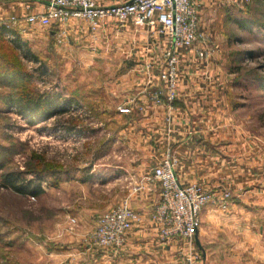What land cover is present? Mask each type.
I'll use <instances>...</instances> for the list:
<instances>
[{
	"label": "crops",
	"instance_id": "crops-1",
	"mask_svg": "<svg viewBox=\"0 0 264 264\" xmlns=\"http://www.w3.org/2000/svg\"><path fill=\"white\" fill-rule=\"evenodd\" d=\"M125 1L96 0V3L111 5ZM244 4L245 0L199 1L200 29L208 35L214 53L201 59L193 46L178 48L176 98L160 105L149 102L150 92L161 85L159 73L165 65L167 48V37L158 24L138 27L130 21L120 24L108 17L91 29L84 19H69L61 45L63 51L82 55L81 61L86 58L90 63L108 62L120 71L113 79L121 84L120 91L114 94L117 101L113 112L124 117V121L116 133L106 138L105 146L111 144L110 147L98 152L97 163H93L80 182L105 193L101 206L109 209L120 203L132 184L149 175L166 154L176 159L175 172L181 183L197 182L215 196L226 190L231 192L226 208L211 202L203 207L194 247L186 239L159 238L151 212L159 200L160 188L151 184L150 191L129 197L139 219L133 221L123 246L116 251L101 247L89 248L86 253L79 251L80 256L89 257L84 264H184L188 250L200 253L201 264H264V244L260 242L259 247L258 242L264 234L261 236L256 229L242 232V226L251 220L257 225L254 218L243 212L247 200L255 201L250 195L264 184V149L252 134L242 129L229 101L230 51L225 20H219V15L234 6L243 14ZM47 6L46 0H0V23L8 24L12 16L44 12ZM13 27L29 41L42 38L44 35L40 34L46 30L35 27L22 33L17 26ZM58 27L54 24L46 32L55 37ZM120 107H128L129 111L120 112ZM68 181L57 188L71 195ZM75 197L78 202L89 198L82 192ZM77 214L74 222L86 227L85 231L92 230L94 221L86 218L82 210Z\"/></svg>",
	"mask_w": 264,
	"mask_h": 264
},
{
	"label": "rangeland",
	"instance_id": "rangeland-1",
	"mask_svg": "<svg viewBox=\"0 0 264 264\" xmlns=\"http://www.w3.org/2000/svg\"><path fill=\"white\" fill-rule=\"evenodd\" d=\"M257 1L245 0L243 9L251 11L258 6L264 22V0ZM228 10H236V7ZM223 14L219 15V20L224 19ZM248 14L260 17L257 11ZM223 26L227 29L230 59L235 62L231 66L235 71L230 69L229 101L242 129L252 134L264 149V28L252 27L249 31L228 21ZM42 34L40 39L28 40L38 61L22 59L33 75L31 84L39 91L59 93L61 100L70 96L75 100L65 105L66 112L44 121L33 119V123L16 109L0 111L1 171L61 167L73 172L77 169L74 177L77 181L67 182L71 186V195L47 183H44L47 190L36 197L0 186V264H84L89 257L86 254L81 257L79 251L86 253L97 246L89 239L91 229L85 231L83 228L86 227L78 221H69V218L79 216L77 213L82 210L86 218L94 221L99 213L108 210L101 206L105 193L91 190L87 183L81 184L84 179L79 178H85V173L97 163L98 152L110 147L111 144L105 146L106 138L116 133L124 121V117L113 112L117 101L114 94L121 89L120 82L113 79L120 71L108 62L90 63L86 58L81 61L82 55L65 53L46 30ZM242 50L254 51L253 56H242ZM36 66L40 71L34 70ZM0 87L8 89L4 85ZM68 117H74L76 121L71 132L65 125ZM80 192L89 198L75 201V195ZM250 196L255 201L247 200L243 213L254 218L257 225L251 220L242 226V232L256 229L262 236L264 184ZM258 242L259 247L260 242L264 244V236Z\"/></svg>",
	"mask_w": 264,
	"mask_h": 264
},
{
	"label": "built area",
	"instance_id": "built-area-1",
	"mask_svg": "<svg viewBox=\"0 0 264 264\" xmlns=\"http://www.w3.org/2000/svg\"><path fill=\"white\" fill-rule=\"evenodd\" d=\"M44 12H29L23 17L12 16L8 26H17L22 33L35 27L51 29L54 24L55 44H64L65 26L69 19L80 18L88 22L91 29L112 17L120 24L127 21L135 26L159 25V30L167 37L165 65L159 73L161 85L149 94V102L160 105L176 98L178 84L177 49L195 47L196 55L206 59L214 53L206 32L200 29L198 6L200 0H127L119 4L98 5L96 0H46ZM20 33V32H19ZM14 37L13 35H8ZM120 112H128V107H120ZM176 159L166 154L152 168L149 175L132 184L130 192L117 205L99 213L89 233V239L97 246L119 250L125 236L132 228L133 221L139 219L129 197L135 193L150 191L151 184H158L160 197L151 212V220L164 240L186 239L195 247L194 238L200 222L203 207L212 203L226 208L231 194L224 191L215 196L197 182L181 183L175 172ZM69 221H73L70 218ZM198 251L188 250L184 264H201Z\"/></svg>",
	"mask_w": 264,
	"mask_h": 264
},
{
	"label": "trees",
	"instance_id": "trees-1",
	"mask_svg": "<svg viewBox=\"0 0 264 264\" xmlns=\"http://www.w3.org/2000/svg\"><path fill=\"white\" fill-rule=\"evenodd\" d=\"M257 9L258 6L251 11H257L260 15L259 18L248 14L251 12L248 9L243 10V14L240 10H229L224 14V20L249 31L252 27L264 28V22L261 21L263 12ZM8 35H13L14 38L10 39ZM253 53L252 50L241 51V55L244 57H252ZM23 58H28L33 62L38 61V56L32 51L28 40L21 39L19 32L14 27L8 26L6 23H0V86L8 87L7 90H2L0 87V111L16 109L30 123H33V119L44 121L66 112L65 105L74 102V96L61 100L60 94L57 92L37 90L31 84L33 75L23 65ZM233 61L234 59H230L229 69H233L231 68L232 63H235ZM34 70L40 71L37 66ZM68 119L65 125L67 130L71 132L76 125V121L74 117H68ZM1 169L2 166H0V186L31 197L39 196L45 191L44 183L52 187L58 186L60 183L74 179L77 176V169L71 172L70 169L66 170L61 167L52 170L1 171Z\"/></svg>",
	"mask_w": 264,
	"mask_h": 264
},
{
	"label": "water",
	"instance_id": "water-1",
	"mask_svg": "<svg viewBox=\"0 0 264 264\" xmlns=\"http://www.w3.org/2000/svg\"><path fill=\"white\" fill-rule=\"evenodd\" d=\"M196 245L202 250V252H203L202 255H204V250H203V248H202V246H201V244H200L198 239H196Z\"/></svg>",
	"mask_w": 264,
	"mask_h": 264
}]
</instances>
